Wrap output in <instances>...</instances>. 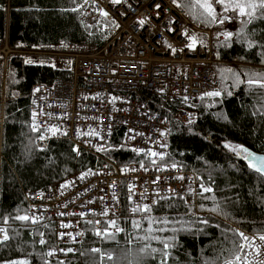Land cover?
Returning a JSON list of instances; mask_svg holds the SVG:
<instances>
[{"label":"built area","instance_id":"obj_1","mask_svg":"<svg viewBox=\"0 0 264 264\" xmlns=\"http://www.w3.org/2000/svg\"><path fill=\"white\" fill-rule=\"evenodd\" d=\"M80 2V21L89 27H100L105 34L104 44L88 52L79 49L64 54L71 60L70 65L61 61L56 68L70 70L71 79L56 80L51 85L39 83L33 87L31 122L35 111L39 113L37 122L41 132L49 126L60 130L54 136L49 133L44 141L35 139V143L47 147L53 140H67L75 149L101 156L103 151L97 149L105 150L114 130L122 128L123 142L131 151L133 148L151 149L165 153L166 157L169 144L166 138L167 147H160L165 137L159 133L170 129V123L166 117L151 110L148 97L156 95L165 103L178 104L175 117L179 122L187 124L190 114L196 121L197 112L188 104H193L204 92L220 87L216 65L221 61L217 59L214 43L217 33L228 22L211 27L194 23L186 10L177 8L173 0H122L118 5L111 0ZM101 11L108 12V16L101 15ZM142 19L145 20L143 25L139 23ZM185 29L188 37L183 34ZM192 35L198 41L194 49L188 47ZM39 47L12 46L7 32L0 35V67L4 77L12 57L53 56V53L42 54ZM185 96L189 97L187 103L183 100ZM113 97L117 99L113 100ZM92 131L99 135H88ZM36 133L38 137L40 132ZM137 154L145 155L143 152ZM165 164L167 170H160ZM171 164L158 158L157 165L151 162L118 164L106 158L101 166L91 169L95 174H89L83 180L79 179L82 173H76L48 189L26 191L25 198L28 207L43 218V223L53 226L57 239L55 247L77 251L84 235L77 236V242L73 243L68 236L60 240L58 233H84L86 220L118 218L124 203L129 204L130 186H134V203L151 204L156 199L155 190L168 195L169 187L174 190L172 195L179 193L188 201L193 200L189 185L199 190L200 178L178 164L173 169ZM177 176L184 179H176ZM156 177H160L159 182L153 183ZM66 183L70 186L62 188ZM113 193L119 198L118 204ZM140 194L145 199L141 200ZM105 208L110 209L109 216L93 215ZM61 212L65 215H59ZM81 213L88 215L81 217ZM62 223H71L73 227L61 228ZM75 252H57L49 259L65 260L68 254Z\"/></svg>","mask_w":264,"mask_h":264},{"label":"trees","instance_id":"obj_2","mask_svg":"<svg viewBox=\"0 0 264 264\" xmlns=\"http://www.w3.org/2000/svg\"><path fill=\"white\" fill-rule=\"evenodd\" d=\"M184 2L186 0H181V3ZM78 3L80 0L74 2L73 0H0V35L4 36L7 32L12 46L90 43L99 48L104 44L102 40L104 33L100 27L83 24L80 21V10L60 11L76 7ZM185 10L191 21L201 23L194 20L187 9ZM238 28L239 26L236 31ZM253 29H258L255 39L264 40V21H256L249 25V31ZM217 44L214 46L220 54L221 62L216 65L219 80L218 69L221 68L264 72V63H261L260 57L255 54L257 49L246 51L244 46L236 43H233L231 48L218 49ZM240 55H245L246 60H238L237 57ZM71 78L70 70L27 63L22 57H12L9 60L5 77L3 68L0 67V225L2 218L14 216L18 207L29 209L25 198L26 191L48 189L52 184L64 181L76 172L101 166L106 158L118 164L150 163V158L132 152L124 144L122 128L114 130L112 139L108 147L101 152V156L83 150H79L78 155L73 150L75 148L71 142L53 140L46 147V151L34 150L31 159L27 162L24 160L23 145L27 144L29 139L35 143L37 137V133L32 132L29 127L33 87L39 83L51 85L56 80ZM262 94L264 90L257 88L252 92H246L245 86L241 85L233 97L226 99L222 107L232 121L231 124L215 119L213 113L219 110V106L206 111L204 104L199 99L196 100L193 103L196 107L193 109L197 112V120L192 127L201 135L189 134L187 124L179 122L176 118L173 119L178 104L165 103L156 95L148 97L153 112L171 119L169 123L172 135L167 137L169 152L163 162L175 161L185 170L195 172L206 184L211 174L218 199L235 197L239 193L238 203L226 201L228 210L232 213L227 219L208 212L200 215H213L214 222L220 223L221 226L231 225L250 235L254 229L264 227V202H261V198H264V183L247 169L242 160L224 149L223 144L227 140L264 154V117L251 115L253 106L260 107L262 101L259 96ZM242 104L246 107L242 108ZM177 126H181L183 130L178 131ZM254 128L257 129L255 136L252 135ZM230 183L239 187L232 188L229 186ZM198 202L204 203L206 207L211 206L210 200L202 201L197 197L195 204ZM168 204H172L173 207H167ZM185 211L183 201H161L153 209V214L178 216L183 215ZM131 217L130 205L125 202L118 223H121L127 233L132 235L119 233L117 235L119 243L96 237L92 231L93 226L84 222V239L78 245L77 251L68 254L65 260H50L51 264H58V261H63L64 264H97L99 254L89 251L93 247L114 253L119 264H129L143 246L142 242L133 238L136 232L131 227ZM135 218L139 219V216ZM236 221L243 222L236 223ZM20 225L21 222L10 220L12 228H20ZM44 225L48 227L45 228ZM144 227H147V223ZM32 228L44 232L48 243L39 245V236H36L37 243L33 249L30 246L33 240ZM206 231L207 235L180 236L182 247L175 253L179 257L177 264H203L205 259L215 258L220 249L221 233L215 227ZM56 240L54 228L49 223L21 228L20 236L10 241L9 247L0 248V264L6 259L24 258L29 252H46L50 245H56ZM129 240H131L130 244ZM21 242L24 243L23 252L17 250V245ZM153 246H156L155 242ZM157 261L158 257L156 260H144L142 264H157ZM31 264H42V261L33 255ZM103 264H112V262L105 258ZM169 264L172 262L170 261Z\"/></svg>","mask_w":264,"mask_h":264},{"label":"snow or ice","instance_id":"obj_3","mask_svg":"<svg viewBox=\"0 0 264 264\" xmlns=\"http://www.w3.org/2000/svg\"><path fill=\"white\" fill-rule=\"evenodd\" d=\"M74 2V0H73ZM114 5L122 3V0H111ZM87 3V0H85ZM173 3L177 8H185L188 14L193 17L197 22L204 23L206 25H224L225 22L231 23L233 20L239 21V28L237 31H229L226 29L221 30L217 33V47L231 48L233 43L244 46L246 51H251L252 49H257L255 53L260 57L261 63H264V40L255 39L258 29H253L249 31V25L256 21H264V0H186V2L181 3V0H173ZM82 5H77L76 7L70 9H61V12H78ZM159 9V4L156 5ZM219 9V10H218ZM101 15L104 17L108 16V12L101 11ZM115 24V22L113 21ZM139 23L143 25L145 20H140ZM175 23V21H172ZM119 27L118 24L115 25ZM169 31H175L174 29H169ZM185 37H188L187 30H183ZM224 37V41L220 42V37ZM235 38V39H234ZM197 37L192 35L190 37L189 48L194 49L197 44ZM175 51V49H173ZM217 59L220 58L219 51H217ZM238 60H246L245 55H240L237 57ZM31 63V61H29ZM218 74L220 76L221 86L218 89L211 91H206L201 94L197 99H199L205 107V110L212 108H217L219 110L213 113L217 121L227 122L229 124L232 121L229 119L228 115L224 111L222 105L223 102L235 95L236 91L241 87L245 86L246 92H252L254 89L264 90V72H258L251 69L236 70L233 68H221L218 69ZM231 81V83H229ZM38 92L39 89L37 88ZM117 99L113 97V100ZM262 101L260 107L253 106L251 115L264 117V94L259 96ZM185 103L189 100V97H183ZM188 107L194 108L196 105L188 104ZM245 108V105H241ZM39 113L33 111L32 122L29 125L32 132H40V135L36 138L38 141H44L48 139V134L51 133L53 136L56 135L60 130L55 126L47 127L43 132H41V125L37 122V116ZM167 123V121H165ZM195 120L190 114L187 120V132L192 135H201V133L193 129ZM177 130H183L181 126H177ZM257 129H252V135L255 136ZM66 134V133H64ZM88 135H99L94 131L89 132ZM161 137H165V142L160 143V147H167L166 138L172 135V130L167 129L159 133ZM207 139V137H204ZM146 139H150L147 138ZM223 148L231 152L235 157L245 161L247 169L256 175V177L264 183V154H257L256 152L250 150L248 147L242 144H235L231 141L225 140ZM44 152L47 150L45 147H40L38 144L34 143L29 139L28 143L23 145L22 155L24 160L27 162L31 159L33 151ZM79 155V149H73ZM98 151H104L103 148H98ZM132 151L141 153L143 152L146 156L151 158L150 162L152 165H157V158L160 161L165 160V153L153 151L151 149L145 151L144 149L133 148ZM143 167V165H141ZM167 165H162L160 170H167ZM171 167L173 169L177 168L178 165L175 161L172 162ZM235 167V165H233ZM127 169H125L126 171ZM89 174H95L91 169L88 172H83L79 179L83 180L85 176ZM160 177H156L153 183H158ZM176 179L183 180V176H177ZM201 182L199 184V190L193 188L189 185V194L193 197L190 203L185 195L174 192L170 187L167 189L168 195H162L159 190H155L153 195L156 199H153L151 204H144L133 202L134 186L128 188V203L130 205V213L132 214L131 227L136 232L133 237L135 240L142 242V247L139 248L133 260L129 261V264H142V261L147 259L156 260L158 257L157 264H177L179 257L175 254L179 248L182 247L180 242V236L183 235H207L206 229L217 228L221 233L220 249L216 254L215 258L212 260L205 259L203 264H264V227L254 229L253 233L247 234L245 231L232 227L231 225L221 226L220 223L214 222L213 215H200L197 213L195 204V198L204 200H210L211 206L206 207L204 203H201L199 207V212H208L214 214L215 216H222L227 219L232 213L228 210L226 201L231 200L232 203H238L240 200L239 193L235 197H225L224 200L218 199L216 192L217 189L214 186L213 178L209 174L207 184L204 182L203 178H200ZM70 183L62 185V188H68ZM232 188L239 187L235 184H229ZM115 188V184L112 185ZM147 191V190H146ZM211 194V195H205ZM252 193H250L251 195ZM42 195V194H41ZM141 195V200L145 199L143 194ZM113 199L119 203V198L113 193ZM101 200L103 198L101 197ZM180 200L183 201L184 207L186 209L183 215L178 216H168L161 215L156 216L153 214V209L156 205L160 204L161 201H172ZM261 202H264V198H261ZM94 203V201H90ZM67 205H65L66 207ZM167 207H173L172 204H168ZM110 209L105 208L100 213H94L93 215H99L107 217L109 216ZM59 215L63 216L65 213L61 212ZM68 215H76L75 213H69ZM81 217L87 216L88 213H81ZM139 216V219L135 218ZM10 220L21 222L20 228H12L10 226ZM243 221H236V223H242ZM43 218L40 215L35 214L31 208L29 209H16V214L14 216H4L2 218V225H0V248L9 247V242L15 240L20 236V229L29 227L30 225L42 224ZM85 223L91 224L92 231L94 235L102 240H114L117 243V235L119 233H125L126 235H132L127 233L126 228L122 227L118 223V218H112L103 221V227H100L102 221L99 219L86 220ZM147 223V227L144 224ZM45 228L48 225H44ZM61 228L71 229L73 225L71 223H62ZM10 232L12 233L10 235ZM33 240L31 242V247L35 249L37 241L36 236H39L38 243L43 246L48 243L45 239L44 232H38L35 228L31 229ZM83 232H59L58 237L60 240H64L65 236H68L70 240L75 243L77 242V236H83ZM155 242L156 246H153ZM131 243V240L128 241ZM17 250L24 251V243L21 242L17 245ZM73 248H57L54 245H50L46 252L35 253L29 252L24 258L18 259H6L3 264H31V257L33 255L41 259L42 264H51L50 257H53L57 252L69 253L75 252ZM91 253L99 254V260L97 264H103L105 258L111 261L112 264H119L116 256L112 252H106L101 248L93 247L89 249ZM82 255L85 253H81ZM127 257V254L125 258ZM58 264H64L63 261H58Z\"/></svg>","mask_w":264,"mask_h":264},{"label":"rangeland","instance_id":"obj_4","mask_svg":"<svg viewBox=\"0 0 264 264\" xmlns=\"http://www.w3.org/2000/svg\"><path fill=\"white\" fill-rule=\"evenodd\" d=\"M80 3H78V5H80ZM200 24L205 25L207 27L213 26V25H206L204 23H200ZM238 26H239V21L233 20L231 23H228L221 30L226 29V30L235 32ZM216 38H217V36H216ZM102 40H105V34H104ZM222 41H224V37L220 38V42H222ZM217 43H218V41L216 40L214 44H217ZM39 49H40L42 54L53 53V56H49V57H47L46 55H43L40 57L23 56L22 59H24L27 63H30L29 61H31V64H45V65H51L53 67H56L57 63H59L61 61H64L65 63L70 65L71 60L67 57H64V54L70 53V52H77V51H79V49L82 50L83 52H88L90 50L96 49V46H93L90 43H85V44H59V45H51V46H40ZM175 114H176V112H175ZM175 114L173 115V119L176 118ZM167 119H168V121H171V119L169 117H167ZM89 169H92V168H88L87 170H83L81 172H76V173H83V172L88 171ZM76 173H74V174H76ZM205 195H207V194H205ZM189 202L191 203L192 199ZM196 205H197V208H196L197 213L201 214L199 212V207H198L200 205L199 202L196 203ZM119 224L121 225V223H119ZM103 226L104 225H100V227H103Z\"/></svg>","mask_w":264,"mask_h":264},{"label":"water","instance_id":"obj_5","mask_svg":"<svg viewBox=\"0 0 264 264\" xmlns=\"http://www.w3.org/2000/svg\"><path fill=\"white\" fill-rule=\"evenodd\" d=\"M253 151V150H252ZM255 152V151H254ZM257 154H263V153H258V152H256ZM241 160V159H240ZM243 161V160H242ZM244 163H245V161H243ZM246 164V163H245Z\"/></svg>","mask_w":264,"mask_h":264}]
</instances>
